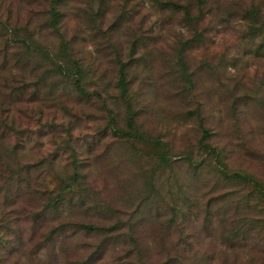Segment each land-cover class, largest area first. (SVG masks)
<instances>
[{
    "label": "rangeland",
    "instance_id": "374dc122",
    "mask_svg": "<svg viewBox=\"0 0 264 264\" xmlns=\"http://www.w3.org/2000/svg\"><path fill=\"white\" fill-rule=\"evenodd\" d=\"M263 198L264 0H0V264H264Z\"/></svg>",
    "mask_w": 264,
    "mask_h": 264
},
{
    "label": "trees",
    "instance_id": "16d2710c",
    "mask_svg": "<svg viewBox=\"0 0 264 264\" xmlns=\"http://www.w3.org/2000/svg\"><path fill=\"white\" fill-rule=\"evenodd\" d=\"M196 2H197V4L200 6V5H203L204 3H205V0H195ZM182 10H183V13H184V15L186 16V17H188L189 16V13H188V11L185 9V8H181ZM251 13H250V15L249 16H257V14H259L258 12H259V7H257V6H251ZM56 17H57V15H56V13L53 11V10H51V18H50V23L52 24V25H54L55 24V20H56ZM62 67H61V65H60V63H56V65H55V71L57 72V73H61V71H62V69H61ZM69 77H70V79H71V82H72V87H73V89L77 92V93H81V94H86L87 95V93L82 89V87H81V70H79L78 68L77 69H75V71H73V72H71L69 75H68ZM116 86H117V88H118V90L120 91V93L121 94H125V92H126V83H125V81H124V71H123V66H120V68L117 70V83H116ZM88 95H90V94H88ZM95 96L98 98V97H100L98 94H95ZM113 128V127H112ZM120 134V133H119ZM124 135L125 136H130V134L129 133H124ZM160 159L161 160H165L164 158H163V155H161V157H160ZM233 179H239V180H241L243 183H244V177H242V176H240V175H237V174H233L232 176H231ZM244 184H248V186H246L247 187V191H248V193L251 195V194H253V195H258V196H260V194H259V192L257 191V189H255L254 187H253V185L250 183V182H245ZM64 188L65 189H67L68 187L65 185L64 186ZM60 199V197H58V196H55V200H59ZM221 203V206H223L224 207V203H223V201H222V199H219V200H216V204H220ZM261 210H262V208H263V206H264V198H263V200H261ZM261 229V228H260ZM232 232H234V231H232Z\"/></svg>",
    "mask_w": 264,
    "mask_h": 264
}]
</instances>
